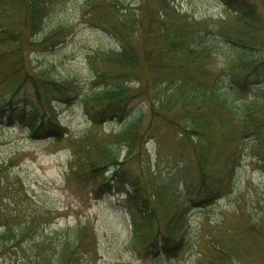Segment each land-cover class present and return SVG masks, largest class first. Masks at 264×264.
<instances>
[{"label": "rangeland", "instance_id": "obj_1", "mask_svg": "<svg viewBox=\"0 0 264 264\" xmlns=\"http://www.w3.org/2000/svg\"><path fill=\"white\" fill-rule=\"evenodd\" d=\"M6 1L0 24L16 37L0 39V235L9 225L28 226L17 242L2 243L0 264H32L39 238L69 226L80 232L75 264H264V144L256 148L249 134L227 147L219 132L212 137L217 159L200 169L189 146L197 139L183 134L190 117L185 108L200 104L215 123L225 111L208 100L183 106L184 97L173 96L182 81L183 95L199 99L203 81L209 88L235 68L231 47L241 39L258 68H246L238 81L244 89L227 97L238 111L245 103L264 105V0H248L257 20L242 24L221 0H40L44 17L37 27L25 1ZM126 22L133 27L126 29ZM103 30L123 32L138 64L127 67L135 93L127 112L104 113L98 121L86 115L81 96L100 84L98 72L112 82L119 72L100 60L117 46ZM178 30L201 37L204 58L182 61L181 49L170 46L180 39ZM47 80L65 88L55 92L52 85L54 111L36 93ZM32 105L44 125L53 124L54 113L65 132L31 133L25 119L4 118ZM256 117L264 129V110ZM134 120L140 126L128 153L116 139ZM109 146L118 149L119 167L101 162ZM232 153L235 160L225 165ZM140 197L149 204L145 219L134 208ZM166 236L179 242L168 252L160 246Z\"/></svg>", "mask_w": 264, "mask_h": 264}, {"label": "trees", "instance_id": "obj_2", "mask_svg": "<svg viewBox=\"0 0 264 264\" xmlns=\"http://www.w3.org/2000/svg\"><path fill=\"white\" fill-rule=\"evenodd\" d=\"M13 5L18 2L25 1L26 12L28 11L31 16L32 26L37 27L43 21L42 12L43 6L40 3V0H9ZM228 7L233 8L238 14V24L247 23L249 21L254 22L257 20V14L255 12L254 4L249 2L248 0H222ZM6 0H0V13H7L8 5L6 4ZM240 15L243 17L241 18ZM195 21V20H194ZM133 23L126 22L123 23L126 29H129L130 26L133 27ZM1 35V40L5 39H15L16 32L10 31L7 26L0 24V32H3ZM107 32V31H106ZM180 39L179 40H171L170 46L172 50L181 49L182 61H191L194 57H205L204 49L206 45H201V37H191L189 38V32H185L184 30H178ZM168 34V32H165ZM107 34L115 41L116 48L112 47L110 50H105L100 54V60H106L111 63L113 66L118 68V73L112 74V81H108V77L98 72V86L94 85L92 90L83 94L81 101L86 113L93 120L101 121L103 118V114H120L124 115L127 112L126 103H129L128 100L130 97L133 98L135 93L130 91V86L128 85L126 77H128V68H136L138 64V60L134 52L130 51L126 42V37L124 33L117 35L113 31L107 32ZM169 38H173L172 34L168 36ZM240 39V38H239ZM194 42L192 44V48L189 47L190 42ZM207 48V47H206ZM194 49V50H193ZM193 50V51H192ZM232 59L234 69H230L226 74L221 73V75H217V78L213 81L211 86L208 88L205 81H203L198 88L199 91V99L193 97V94L189 96H184V83L179 82L176 84L175 88H173V96L175 99H179L178 97H184L182 100V105H190L195 103L213 102L216 105L220 106L225 111V116L218 117L217 123H215L210 117L202 115L203 111L200 109V104H195L194 108H185V111L190 114L188 117L187 125L183 127V134H187L189 138L195 137L197 139L195 141L189 140L190 149L195 155V162L200 167V169H204L207 165L213 164V161L217 159V150L214 148V141L212 137L217 135L220 132V144L231 147L236 146L241 143V140L250 138L248 135L251 134V138L254 139V145L257 148L258 145L264 144V129L261 128V120L256 117V113L259 110H264V105H260L258 108H255L251 104L245 103V108H242L240 111L236 110L231 106V99H228L227 95L228 91H235L238 89L242 90L243 84H238L241 73L247 68H251L253 71L257 70L258 63L253 59L252 49L248 46L246 42L243 40H239L236 43V47H231ZM209 53L206 52V55ZM145 65L149 67L150 60L146 57ZM122 69V71H121ZM247 79V76L244 77ZM243 79V80H244ZM241 80L240 82H242ZM54 83V84H53ZM47 86L43 89L36 90L37 97L41 101V105L46 104L52 111V95L56 91L63 92L65 89L61 82L56 80L48 81ZM52 85H54L55 92L52 91ZM143 88V86H142ZM227 91V92H225ZM233 100V99H232ZM199 101V102H198ZM35 106H30L28 112L21 113V119L25 116V121L29 127V131L31 133H36L41 129H47L46 132L51 131L56 134L62 133V128L58 124V121L55 119V114L53 113V118H50L53 124L51 126H46L44 120L38 119V110L34 109ZM153 114V108H152ZM233 121V122H231ZM140 126V123L137 120L130 121L125 128H123L118 135L117 142L126 143L129 146L128 153L132 149V144L134 143V135L132 131H136V129ZM49 127V128H48ZM131 135V142L128 140V136ZM126 139V140H125ZM112 146V145H110ZM108 147V150L104 154V158H102V164L109 161L114 163L117 167L121 165L119 160V152L118 149H113L112 147ZM235 154H231V157L225 160L224 164L229 165L235 159ZM109 159V160H106ZM264 158H259V160ZM232 167V166H231ZM233 168V167H232ZM139 197V196H138ZM145 198L140 197L135 202V210L137 212V218L145 219V217L149 216V204L145 202ZM135 218V217H134ZM133 217L130 218V224L133 225L134 232L137 230L135 219ZM7 225V224H6ZM28 223H25L20 230L16 231L11 225L6 226V228L2 231V236L0 235V248H2V243L9 244L11 242H17L18 237L21 233H23L27 229ZM53 235V237L49 236ZM52 239V240H51ZM57 241L54 243V240ZM175 238H171L170 236H166L163 241H160V246L165 252H168L171 243L174 242ZM178 241L174 242V245H178ZM36 247H32L31 249L34 251L32 254V264H75V259H79L77 257L78 253L82 250L80 232L75 229L73 226H69L68 228H63L62 230H55L51 233H47L42 235L38 242L35 243ZM55 248H58L59 251H56Z\"/></svg>", "mask_w": 264, "mask_h": 264}]
</instances>
